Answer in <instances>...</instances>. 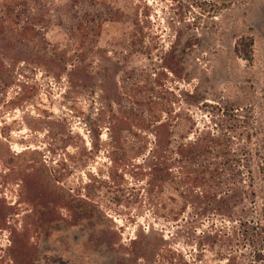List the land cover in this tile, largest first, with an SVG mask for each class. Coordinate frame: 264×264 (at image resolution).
I'll use <instances>...</instances> for the list:
<instances>
[{
	"label": "rangeland",
	"instance_id": "1",
	"mask_svg": "<svg viewBox=\"0 0 264 264\" xmlns=\"http://www.w3.org/2000/svg\"><path fill=\"white\" fill-rule=\"evenodd\" d=\"M101 1L124 16L103 25L98 47L134 35L129 67L159 79L175 109L230 139L233 153L246 151L251 224L215 219L213 238L210 221L202 237L154 219L135 170L110 165L104 131L89 153L90 98L42 71L15 73L0 88V264H264V0ZM45 38L65 39L53 24Z\"/></svg>",
	"mask_w": 264,
	"mask_h": 264
},
{
	"label": "trees",
	"instance_id": "2",
	"mask_svg": "<svg viewBox=\"0 0 264 264\" xmlns=\"http://www.w3.org/2000/svg\"><path fill=\"white\" fill-rule=\"evenodd\" d=\"M44 1L0 0V88L8 89L15 73L42 71L65 82L68 91L90 98L97 108L91 121L84 119L91 135L89 153L102 148L98 143L104 131L110 165L135 170L132 179L143 186L154 219L202 237L203 223L210 221L213 238L221 233L215 219L239 227L251 224L245 206L255 204V192L252 185L242 186L246 151L233 153L230 139L205 131L190 111L175 109L176 96L159 79L129 67L134 45L128 37L134 35L98 47L103 25L120 22L124 15L104 1ZM52 24L62 31L63 44L46 40ZM245 173L250 180V172ZM164 192L169 194L165 198Z\"/></svg>",
	"mask_w": 264,
	"mask_h": 264
}]
</instances>
